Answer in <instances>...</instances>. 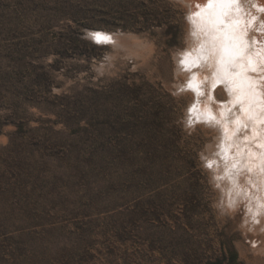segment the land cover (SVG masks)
Instances as JSON below:
<instances>
[{"label":"rangeland","instance_id":"374dc122","mask_svg":"<svg viewBox=\"0 0 264 264\" xmlns=\"http://www.w3.org/2000/svg\"><path fill=\"white\" fill-rule=\"evenodd\" d=\"M179 15L168 0H0V264H226L231 249L264 264V235L218 216L176 123Z\"/></svg>","mask_w":264,"mask_h":264},{"label":"clouds","instance_id":"9594fccd","mask_svg":"<svg viewBox=\"0 0 264 264\" xmlns=\"http://www.w3.org/2000/svg\"><path fill=\"white\" fill-rule=\"evenodd\" d=\"M182 34L166 91L219 217L264 235V0H168ZM257 248L260 241L249 242Z\"/></svg>","mask_w":264,"mask_h":264},{"label":"bare ground","instance_id":"6f19581e","mask_svg":"<svg viewBox=\"0 0 264 264\" xmlns=\"http://www.w3.org/2000/svg\"><path fill=\"white\" fill-rule=\"evenodd\" d=\"M89 36H90V39H92L94 43L100 44V45H109V44H112L113 42L114 43L117 42V39H118L115 33H111V32H108L102 29L92 30L90 35H88V37Z\"/></svg>","mask_w":264,"mask_h":264},{"label":"trees","instance_id":"16d2710c","mask_svg":"<svg viewBox=\"0 0 264 264\" xmlns=\"http://www.w3.org/2000/svg\"><path fill=\"white\" fill-rule=\"evenodd\" d=\"M227 256V255H226ZM226 264H237L238 261V253L235 249L230 250V257L227 260ZM211 264H224V261L218 260L216 262H212Z\"/></svg>","mask_w":264,"mask_h":264}]
</instances>
